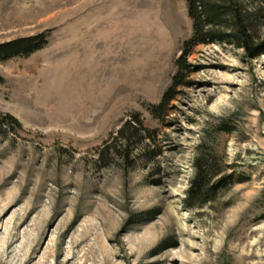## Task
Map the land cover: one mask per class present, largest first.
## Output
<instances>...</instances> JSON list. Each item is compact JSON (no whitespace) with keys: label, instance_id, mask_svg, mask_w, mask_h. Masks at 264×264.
Returning a JSON list of instances; mask_svg holds the SVG:
<instances>
[{"label":"rangeland","instance_id":"obj_1","mask_svg":"<svg viewBox=\"0 0 264 264\" xmlns=\"http://www.w3.org/2000/svg\"><path fill=\"white\" fill-rule=\"evenodd\" d=\"M45 32L0 62V114L22 125L0 116V264H264V55L195 47L157 117L186 0H0V43ZM135 114L152 138L130 166L113 144ZM204 138L244 182L190 209Z\"/></svg>","mask_w":264,"mask_h":264},{"label":"trees","instance_id":"obj_2","mask_svg":"<svg viewBox=\"0 0 264 264\" xmlns=\"http://www.w3.org/2000/svg\"><path fill=\"white\" fill-rule=\"evenodd\" d=\"M186 3L188 15L193 23V33L184 42L181 55L176 60L179 72L175 74L173 85L165 91L159 104L150 105V111L157 117L175 100L177 87L184 84V70L190 68L187 60L195 47L209 43L229 44L242 49L246 59L253 60L264 55V0H186ZM48 38L49 34L45 32L0 43V62L14 57H30L49 43ZM3 80L0 74V82ZM0 116L3 123L22 127L14 116ZM132 121L133 123L128 121L124 124L113 144V157H119L130 166L136 161L133 156L139 147L145 146L143 151L146 157H149L150 150L144 143L152 138L151 131L144 127L138 114L134 115ZM219 131L231 133L233 128L228 122L222 121ZM206 141L204 138L195 155V172L186 198L190 209L205 206L219 192L244 182L225 157L220 155L216 146L208 145ZM110 149L111 146L106 148L107 151ZM106 150L103 152H107ZM163 249L164 245L160 247V250Z\"/></svg>","mask_w":264,"mask_h":264}]
</instances>
